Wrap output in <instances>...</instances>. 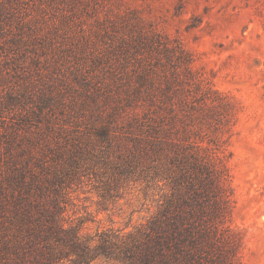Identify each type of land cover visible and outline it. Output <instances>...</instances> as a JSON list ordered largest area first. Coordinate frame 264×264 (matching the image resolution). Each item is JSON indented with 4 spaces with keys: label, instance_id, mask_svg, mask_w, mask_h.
I'll list each match as a JSON object with an SVG mask.
<instances>
[{
    "label": "rangeland",
    "instance_id": "rangeland-1",
    "mask_svg": "<svg viewBox=\"0 0 264 264\" xmlns=\"http://www.w3.org/2000/svg\"><path fill=\"white\" fill-rule=\"evenodd\" d=\"M169 138L227 164L218 261L264 264V0H0V264L20 205L59 197L84 237L145 225Z\"/></svg>",
    "mask_w": 264,
    "mask_h": 264
},
{
    "label": "trees",
    "instance_id": "trees-1",
    "mask_svg": "<svg viewBox=\"0 0 264 264\" xmlns=\"http://www.w3.org/2000/svg\"><path fill=\"white\" fill-rule=\"evenodd\" d=\"M165 143L175 151L165 153L170 160L165 163L166 179L173 195L145 225L128 234L102 231L84 237L80 228L67 224L66 208L59 197L20 205L15 211L18 217L12 219L20 234L15 242L8 239L4 245L15 253L10 264H93L101 257L124 264H229L218 261L231 201L223 156L202 153V144L185 138H169ZM151 144L162 153L163 142ZM176 191L184 195L180 197Z\"/></svg>",
    "mask_w": 264,
    "mask_h": 264
}]
</instances>
